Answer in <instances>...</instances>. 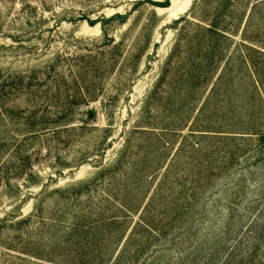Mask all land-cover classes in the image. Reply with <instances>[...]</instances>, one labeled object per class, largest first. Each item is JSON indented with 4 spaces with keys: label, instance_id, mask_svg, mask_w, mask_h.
Here are the masks:
<instances>
[{
    "label": "rangeland",
    "instance_id": "obj_1",
    "mask_svg": "<svg viewBox=\"0 0 264 264\" xmlns=\"http://www.w3.org/2000/svg\"><path fill=\"white\" fill-rule=\"evenodd\" d=\"M0 264H264V0H0Z\"/></svg>",
    "mask_w": 264,
    "mask_h": 264
},
{
    "label": "trees",
    "instance_id": "obj_2",
    "mask_svg": "<svg viewBox=\"0 0 264 264\" xmlns=\"http://www.w3.org/2000/svg\"><path fill=\"white\" fill-rule=\"evenodd\" d=\"M218 21L217 19L211 21V26L207 28L208 31H210L212 34H220L222 33V28L218 27Z\"/></svg>",
    "mask_w": 264,
    "mask_h": 264
}]
</instances>
